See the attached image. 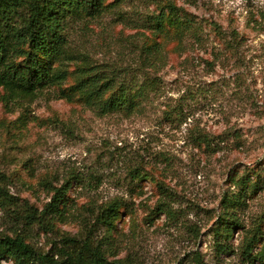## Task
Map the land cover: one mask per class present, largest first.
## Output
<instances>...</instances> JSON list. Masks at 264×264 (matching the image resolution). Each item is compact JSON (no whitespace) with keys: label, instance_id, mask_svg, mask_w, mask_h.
Wrapping results in <instances>:
<instances>
[{"label":"rangeland","instance_id":"374dc122","mask_svg":"<svg viewBox=\"0 0 264 264\" xmlns=\"http://www.w3.org/2000/svg\"><path fill=\"white\" fill-rule=\"evenodd\" d=\"M171 1L204 31L200 42L188 36L178 51L173 34L164 38L168 60L157 72L143 64L142 53L143 36L155 38L134 28L166 0H109L115 3L111 11L73 20L67 30L73 50L99 71L142 80L146 70L159 78L160 94L143 113L100 117L78 99H60V88L46 89L32 102L19 100L10 110L0 103V184L21 203L42 210L52 198L47 180L58 187L72 182L68 221L53 232L36 226L26 233L37 250L49 253L64 235L77 236L115 200L126 208L110 260L264 264V190L233 213L241 229L228 241L220 238L229 253L220 252L215 238L224 197L239 192L233 179L249 175L264 186V0ZM74 81L70 77L63 88ZM169 110L172 121L164 115ZM199 132L226 143L211 154L193 142ZM160 183L170 194L171 218L155 212L163 199ZM3 217L0 209V234L7 228ZM257 225L263 236L254 262L239 247L245 231Z\"/></svg>","mask_w":264,"mask_h":264},{"label":"trees","instance_id":"16d2710c","mask_svg":"<svg viewBox=\"0 0 264 264\" xmlns=\"http://www.w3.org/2000/svg\"><path fill=\"white\" fill-rule=\"evenodd\" d=\"M108 1L0 0V103L10 110L19 100L32 102L46 89L60 88V99H78L100 117L110 114L131 117L143 113L145 107L160 94L159 78L146 74V70L141 74L142 80H138V76L123 78L120 73L99 71L71 45L67 31L69 23L101 17L115 5L108 4ZM134 29L150 32L155 38L150 41L148 36H143L146 41L142 50L143 64L154 72L162 69L168 60L162 42L164 38L169 39L173 34L179 42L178 51L188 36L200 42L204 31L192 14L171 0H166L159 12L149 15L141 26ZM73 63L77 67L71 72L69 66ZM72 76L75 77L74 84L63 88ZM180 113H176L175 117L180 118ZM164 115L169 121L174 119L170 110ZM220 138L199 132L193 142L215 154L226 143ZM140 178L139 174L135 176V179ZM74 179L78 180V177ZM233 184L239 192L224 197V211L215 231L216 246L226 254L229 253L228 248L220 238L228 241L234 230L242 227L233 213L247 207L246 202L264 190L261 180H254L249 175L233 179ZM45 188L52 198L40 210L29 202L21 203L0 184V209L4 212L7 226L0 234V264H130L128 260H110L108 256L115 257L112 252L118 246L113 241L114 231L121 220L122 210L126 208L125 204L115 200L102 206L94 223L87 224L77 236L64 235L59 246L56 245L51 252L43 253L29 243L26 233L33 227L38 226L41 231L49 233L54 231L57 223L68 221L67 193L72 188L71 179L64 180L59 187L54 181L47 180ZM158 190L163 199L155 212L171 218L173 212L166 202L170 194L161 183ZM245 233L239 250L245 259L255 262L257 257L253 256V252L263 236L261 226L257 225Z\"/></svg>","mask_w":264,"mask_h":264}]
</instances>
